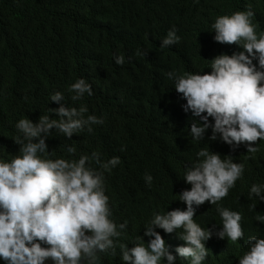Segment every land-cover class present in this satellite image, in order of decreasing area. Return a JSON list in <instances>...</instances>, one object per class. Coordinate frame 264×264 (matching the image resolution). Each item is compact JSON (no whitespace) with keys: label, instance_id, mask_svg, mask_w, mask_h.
Instances as JSON below:
<instances>
[{"label":"trees","instance_id":"trees-1","mask_svg":"<svg viewBox=\"0 0 264 264\" xmlns=\"http://www.w3.org/2000/svg\"><path fill=\"white\" fill-rule=\"evenodd\" d=\"M249 4L259 21L257 31H264V0H0V158L10 160L19 154L13 138L20 118L33 122L44 114L56 118L47 111L59 106L50 101L55 91L64 93L66 106L86 104L88 114L105 117L104 124L93 125L91 133L74 134L71 140L53 131L46 143L53 158L66 155L65 143L76 144L77 158L94 150L105 160L121 158L119 165L105 172L106 194L117 222L128 221L127 236L121 239L132 247L154 211L186 207L177 195L190 189L183 180L184 170L198 159L201 147L232 155L245 163V172L221 203L243 214L244 237L236 243L219 238L215 233L221 218L216 205L208 202L197 207L194 219L213 228L205 242L209 249L205 264H238L247 238L264 237V224L256 221L258 214H264V201L248 195L253 183H264V140L250 157L243 145L233 151L219 137L209 140L210 130L201 142L193 141L190 114L181 107L185 101L166 73L208 72L205 59L240 50L235 44L214 41L210 25L218 15ZM173 26L180 41L161 48ZM137 49L147 55H136ZM114 54H123L126 62L116 64ZM81 77L94 94L72 101L68 86ZM146 174L153 176L151 186ZM254 202L256 208L250 210ZM157 231L175 255L184 241L175 233ZM103 264L122 261L119 256H105ZM174 264L188 261L177 256Z\"/></svg>","mask_w":264,"mask_h":264},{"label":"clouds","instance_id":"clouds-1","mask_svg":"<svg viewBox=\"0 0 264 264\" xmlns=\"http://www.w3.org/2000/svg\"><path fill=\"white\" fill-rule=\"evenodd\" d=\"M255 17L249 4L215 18L210 25L214 41L235 44L240 50L205 59L210 71L166 73L185 101L181 107L190 114L193 141L201 142L210 130L209 140L219 137L233 151L243 145L249 157L259 151V141L264 140V31H257ZM180 39L173 26L160 47ZM136 55L147 53L137 49ZM114 60L118 65L126 62L123 54H114ZM68 91L72 101L94 94L83 77L71 83ZM50 101L59 105L47 109L56 118L49 114L40 115L35 122L20 118L13 138L19 154L10 160L0 158V260L4 264H103L105 256H119L122 264H174L177 256L188 264H205L209 253L205 242L212 237L213 228L194 219L197 207L205 202L216 205L221 218L215 233L219 238L236 243L244 237L243 214L221 202L244 176L245 163L207 146L185 167L183 180L191 187L177 196L186 207L154 211L144 225L143 236L136 235L129 247L121 239L127 236L128 221L117 222L106 194L105 172H111L121 158L102 159L98 150L80 153L77 158L74 143H65L62 150L66 155L53 158L55 153L46 143L53 131L66 140L85 130L91 133L93 125L104 124L105 117L88 114L83 103L66 106L61 91L52 93ZM144 179L151 186L153 176L146 174ZM248 195L264 201V183H253ZM255 208L254 202L250 210ZM256 221L264 224V214H258ZM157 229L175 233L184 241L175 248V255ZM246 244L238 264H264V237L251 235Z\"/></svg>","mask_w":264,"mask_h":264}]
</instances>
